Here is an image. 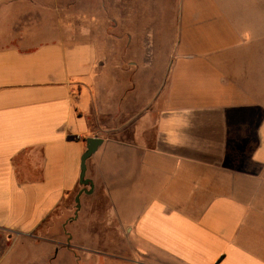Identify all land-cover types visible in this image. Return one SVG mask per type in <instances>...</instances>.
Listing matches in <instances>:
<instances>
[{
  "label": "crops",
  "instance_id": "obj_1",
  "mask_svg": "<svg viewBox=\"0 0 264 264\" xmlns=\"http://www.w3.org/2000/svg\"><path fill=\"white\" fill-rule=\"evenodd\" d=\"M11 1L0 0V264H264V0H226L232 44L168 47L147 101L130 82L136 106L115 112V139L99 137L87 161L93 191L67 247L52 221L84 187L94 116L112 127L96 97L105 62L91 43L10 45ZM94 206L114 239L80 236Z\"/></svg>",
  "mask_w": 264,
  "mask_h": 264
},
{
  "label": "rangeland",
  "instance_id": "obj_2",
  "mask_svg": "<svg viewBox=\"0 0 264 264\" xmlns=\"http://www.w3.org/2000/svg\"><path fill=\"white\" fill-rule=\"evenodd\" d=\"M229 10L232 8L226 0H12L9 25L1 29L8 31L10 45L15 46L31 47L57 41L69 45H94L100 60L105 62L99 72L102 79L96 84V97L101 99L103 109L106 104L110 110L107 125L112 126L102 127V119L100 122L99 116L95 115L94 137L115 139L113 128L117 121H122L115 112L120 109L122 113L131 111L136 106L131 97L130 82L139 80V88L133 91L147 101V97L157 93L163 85L164 60L172 53L168 47L174 44H232L233 37L227 35L228 29L232 28ZM8 40L6 37L4 44ZM148 59L152 61L149 70L146 67ZM131 62L137 65V72L133 71ZM150 71L155 76L153 84L146 83ZM120 97H123L122 101ZM124 136L129 143L131 132L127 130ZM79 204L80 201H75L73 206H61L59 218L52 221L66 243H60L62 247H67L65 230L74 219ZM105 207L94 206L91 213H87L85 219L90 220L84 229L83 226L79 228L80 236L88 231L96 238L106 233L111 239L115 238L114 231L105 229L100 223ZM7 245L10 242L0 241V252ZM25 253L30 255L32 250ZM69 261L70 255L60 258L62 264Z\"/></svg>",
  "mask_w": 264,
  "mask_h": 264
},
{
  "label": "water",
  "instance_id": "obj_3",
  "mask_svg": "<svg viewBox=\"0 0 264 264\" xmlns=\"http://www.w3.org/2000/svg\"><path fill=\"white\" fill-rule=\"evenodd\" d=\"M104 140L99 137H91L87 139L86 151L83 153L81 158V178L80 183L84 186L78 196L76 197V202L80 201V196L83 193H91L93 191V184L90 179L87 178V161L91 158L103 144ZM90 186V189L88 188ZM80 206H78V209ZM78 216V211L75 213V218Z\"/></svg>",
  "mask_w": 264,
  "mask_h": 264
}]
</instances>
